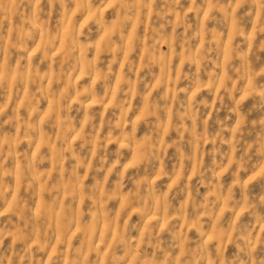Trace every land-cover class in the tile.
Returning a JSON list of instances; mask_svg holds the SVG:
<instances>
[{"label":"clouds","instance_id":"obj_1","mask_svg":"<svg viewBox=\"0 0 264 264\" xmlns=\"http://www.w3.org/2000/svg\"><path fill=\"white\" fill-rule=\"evenodd\" d=\"M0 264H264V0H0Z\"/></svg>","mask_w":264,"mask_h":264}]
</instances>
